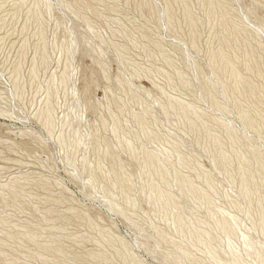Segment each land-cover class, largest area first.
Masks as SVG:
<instances>
[{
	"label": "rangeland",
	"instance_id": "rangeland-1",
	"mask_svg": "<svg viewBox=\"0 0 264 264\" xmlns=\"http://www.w3.org/2000/svg\"><path fill=\"white\" fill-rule=\"evenodd\" d=\"M261 167L264 0H0V264H264Z\"/></svg>",
	"mask_w": 264,
	"mask_h": 264
},
{
	"label": "bare ground",
	"instance_id": "bare-ground-1",
	"mask_svg": "<svg viewBox=\"0 0 264 264\" xmlns=\"http://www.w3.org/2000/svg\"><path fill=\"white\" fill-rule=\"evenodd\" d=\"M221 65L224 67V68H227V67H230L231 68V70L233 69L232 67H231V64L229 63V61L228 60H226V59H224V58H222L221 59ZM219 71V70H218ZM233 72V71H232ZM184 109V108H183ZM192 109V108H191ZM193 113V112H192ZM186 115V114H185ZM244 123H245V125L246 126H248V127H251L252 126V122H251V120L249 119V118H247V117H245L244 118ZM216 141V140H215ZM230 148V147H229ZM217 151V150H216ZM248 155V154H247ZM253 155V154H252ZM258 155H253V158H255V159H259L258 157H257ZM151 157V156H150ZM153 158V157H152ZM152 158H150L149 160H148V165H150V166H152V168L155 170V171H158V169H157V167H154V163H153V160H152ZM225 158L223 157V156H220L218 159H217V161H219L220 160V162H222L223 160H224ZM249 159V158H248ZM216 161V160H215ZM246 162H247V159L245 160ZM263 161V160H262ZM152 169V170H153ZM225 169H226V166H225ZM240 171H241V181H240V183H241V188H242V192H243V195L245 196V198L248 200V201H250V198L253 196V195H256L257 194V189H259V186H258V184L256 183V181H255V178H256V176H255V174L254 173H252L249 169H248V166L246 165V164H241L240 165ZM257 174L258 175H260V176H264V168H262L261 167V170L259 171V172H257ZM181 181H182V179H181ZM180 180H179V182H180V184H181V186L183 185V184H185V183H183V182H181ZM262 186L264 187V178H262ZM258 182V181H257ZM201 188V187H200ZM152 190H154V187L153 188H151ZM213 189V188H212ZM214 190V189H213ZM214 192V191H213ZM212 192V193H213ZM206 193V192H205ZM191 194L193 195V196H195V198H197V199H199L200 201H202V202H207V198L204 196V194H201L199 191H197V190H194V189H191ZM159 200L163 203V207L164 208H167V207H169V206H171V205H173L174 204V200H173V198L170 196V195H168V194H160V196H159ZM212 200V199H211ZM257 200V199H256ZM208 203V202H207ZM257 203H259V205H258V208H257V210H256V215H257V219H258V222L260 223L259 225L261 226V224H263L264 223V210L261 208V205H262V202H261V200H259ZM206 209V208H205ZM209 210V209H208ZM216 215V214H215ZM221 216V215H220ZM230 218V217H229ZM231 219V218H230ZM176 222H177V224H179V226H181L180 224L183 222H181L180 223V220H179V218H177L176 220H175ZM230 221H232V220H230ZM207 222V221H206ZM216 224H217V226L220 228V231H223V233L229 238V237H231L232 235H233V232L235 231H233V228H232V225H231V223L228 221V220H226V219H217V221H216ZM184 226V225H183ZM180 228V227H179ZM180 231H181V229H179ZM188 231V230H187ZM190 233H191V231H189ZM189 233V234H190ZM188 234V233H187ZM194 236V240L195 241H198V242H203V239L201 238V236H199V235H197V234H195V235H193ZM206 236V235H205ZM243 236V235H242ZM207 237V236H206ZM245 237V236H244ZM245 240V244H246V246H249V245H252L251 244V242L245 237L244 238ZM228 240V239H227ZM192 241V240H191ZM231 241V240H230ZM205 242V241H204ZM197 244H199V243H197ZM227 244H229V242H227ZM231 246V245H230ZM243 246H244V244H243ZM227 247V246H226ZM245 248H248V247H245ZM251 248V247H250ZM228 249H230V248H228ZM248 250H249V248H248ZM212 254L211 255H213V257H215V258H217L218 260H219V258L217 257V255H216V253H214L212 250L210 251ZM207 253H208V251H207ZM233 254H234V252H233ZM237 258V257H236ZM233 259L230 263H228V262H224V261H221V260H219V263L220 264H239V261H238V259ZM259 259V258H258ZM259 261V260H258ZM262 261V260H261Z\"/></svg>",
	"mask_w": 264,
	"mask_h": 264
}]
</instances>
